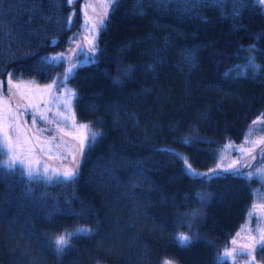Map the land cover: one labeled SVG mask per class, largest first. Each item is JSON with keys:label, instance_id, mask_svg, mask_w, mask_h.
Here are the masks:
<instances>
[{"label": "trees", "instance_id": "trees-1", "mask_svg": "<svg viewBox=\"0 0 264 264\" xmlns=\"http://www.w3.org/2000/svg\"><path fill=\"white\" fill-rule=\"evenodd\" d=\"M80 3L36 0L33 10L0 0V72L52 78L63 64L43 58L81 26ZM158 4L116 0L95 62L66 81L76 118L101 133L79 155L76 176L29 182L0 165V264H217L242 223L263 181L223 172L202 183L186 175L184 159L213 166L224 142L242 139L264 110V10L253 0ZM250 54L258 70L246 69ZM197 193L210 195L201 203ZM80 227L93 231L58 253L54 236ZM178 232L192 244L178 246Z\"/></svg>", "mask_w": 264, "mask_h": 264}, {"label": "snow or ice", "instance_id": "snow-or-ice-1", "mask_svg": "<svg viewBox=\"0 0 264 264\" xmlns=\"http://www.w3.org/2000/svg\"><path fill=\"white\" fill-rule=\"evenodd\" d=\"M18 2L33 4V10H35L36 0H18ZM63 2L71 6L78 0H63ZM114 3L116 0H100L98 5L91 3L83 5L81 12L85 20L84 26L88 29V35L83 37L84 43H77L73 40L75 47L70 48V54L67 57L65 53H60L43 58L46 63L52 65L58 63L62 65L67 59V67L51 83L41 87L35 85L34 81H24L22 77L13 79L14 72H0V75L6 76V80H0V165L3 166L4 174L18 173L21 178L26 177L29 182L41 179L49 182H66L76 176L79 167L76 151L82 156L84 148L94 143L101 133L94 131L88 124L76 122L72 110L75 92L69 89L65 82L72 77L78 67L83 66V63L95 62L91 56H86L85 61L72 57L84 54L85 43L89 53L94 54L97 51L95 34L104 26ZM253 4L264 10V0H253ZM89 9H91V15ZM22 10L28 11L26 8ZM74 15L73 10L65 19V23L69 26L72 24ZM2 30L3 24L0 22V31ZM8 34L11 35V30ZM254 50L255 45L253 44L249 45L245 51L252 53ZM246 59V69L251 68L255 71L260 68L255 63L253 55L250 54ZM246 69L238 70L237 74L245 75ZM230 72L231 70L225 75H229ZM5 85H7L6 91ZM53 101H57L55 113H53ZM50 113L60 119H53ZM29 116L31 117L30 123L27 118ZM38 121L54 127H39ZM258 124L264 125V114L253 121L250 128H255ZM261 131H264V128ZM65 137L78 144V149L69 150V140ZM185 143H191V141L185 140ZM224 149H232L238 153V156L228 162L222 171L221 165L218 164L216 168L201 173L194 170L191 164L184 159L186 175L202 183L220 177L223 172L232 176H244L247 179L257 177L264 179V164L260 163L264 161V135L255 139L245 135L240 145L229 142ZM69 157L71 161L67 163ZM51 161H59V166L50 163ZM244 169L252 170L245 172ZM208 195L197 193L201 203L206 201ZM253 220L256 223H252ZM188 227L190 229L191 225ZM92 231L90 228L83 227L76 228L74 231L65 229L56 234L51 243L58 253H62L71 245L74 236L90 235ZM242 232L245 235L242 236ZM173 239L180 247L190 246L193 242L192 235L184 232H178ZM257 252L261 254L259 260H257ZM226 261H231V264H241V261L243 264H264V201L250 206L247 227H242L241 231H238L231 239L230 244L225 246L223 252L217 254V264H224ZM162 264H173V262L163 261Z\"/></svg>", "mask_w": 264, "mask_h": 264}, {"label": "rangeland", "instance_id": "rangeland-1", "mask_svg": "<svg viewBox=\"0 0 264 264\" xmlns=\"http://www.w3.org/2000/svg\"><path fill=\"white\" fill-rule=\"evenodd\" d=\"M168 1H170V0H158V2H159L158 5L166 4ZM172 1H176V0H172ZM85 3H91V4H94V5H98L100 3V0H81V3H80V8L81 9H82V7H83V5ZM89 14L90 15L92 14L91 9H89ZM84 25H85V20H84V17L82 15L81 26L71 32L70 40H69V43L66 45V47L64 49L48 52L46 56L50 57V56H54V55H57V54H60V53H65V55L67 57L70 54V51H69L70 48L75 47V45L72 43L73 40H75L77 43H84L83 37L85 35H88V29ZM99 30H98V32H99ZM98 32L95 34V43H96V38H97ZM83 51H84L83 55H79L78 57L77 56H73L72 58L73 59H77L78 58L79 61H85L86 56L93 57V55H94L93 53H89L88 52L86 43L84 44V50ZM66 67H67V59H65L61 69L57 70L52 78H50L49 80H47L45 82H41V83L35 82V85H39V86L42 87L45 84L51 83L52 80H55V79L58 78L59 74L63 73V71L65 70ZM13 79H15V78H13ZM0 80H6V76H0ZM24 81H28V80H24ZM65 83H66V85H67V87L69 89L73 90V88L70 85H68L67 82H65ZM6 87H7V85H5V91H6ZM56 103H57V101H53V113H55V111L57 110L56 107H55ZM60 110L63 111V109H60ZM72 110L74 112L73 104H72ZM29 111H31V110H29ZM262 114H264V110L253 118V120L251 121L250 125L247 128V132H246L245 135H248V136H250L253 139H255L256 137H258L260 135H264V131H261V129L264 128V125L258 124V125L255 126V128H250V126L253 124V121H255L258 118H260L262 116ZM50 115H53V114L50 113ZM27 118L29 119V123H30L31 117L29 116ZM53 119H57L58 120L60 118L56 117L55 115H53ZM75 119H76V122L78 124H81V123L86 124L85 121L77 119L76 116H75ZM38 126L39 127H48V128L54 127L53 125H46V124L41 123L39 121H38ZM245 135L240 140H228V141L224 142V144L222 145V147H221V149L219 151V155H218L217 161H216V163L213 166H211V167H209L207 169H199V168H194V167H192V168L194 170L198 171V172L206 173L210 169L216 168L217 165L219 164V165H221V171H222V169L227 166L228 162H230L231 160L236 159L237 156H238V153L234 152L232 149H226L225 150L224 146L227 145L229 142H231L232 144L237 145V146L240 145V143L244 140ZM65 139L69 140V150L78 149V144H76L75 142H72L70 140V138H68V137H65ZM76 155H77V160H78L79 159V155H80L78 151H76ZM257 155H258V159H259V151L257 152ZM70 161H71V158L69 157V161H67V163H70ZM50 163L54 164L55 166H59V161H51ZM260 163L264 164V161H260ZM251 170L252 169H244L243 171L247 172V171H251ZM260 179L263 181V185L254 189V191H253L254 192V197H253V200L251 202V205H253L254 203H258L260 201H264V179H262V178H260ZM249 211H250V208L248 209L247 214H246L245 218L243 219L242 223L240 224V226L236 229V231L231 236L230 241H231V239L235 236V234L238 231H241L242 227H247ZM252 223H256V221L253 220ZM241 235L243 236V235H245V233L242 232ZM230 241H229V244H230ZM224 248H225V246L222 248L220 253L223 252ZM257 260H259V259L257 258ZM163 261H171V262H173V264H179L177 261H175L174 259L169 258V257H164L162 262ZM162 262H161V264H162ZM241 264H243V261H241Z\"/></svg>", "mask_w": 264, "mask_h": 264}]
</instances>
